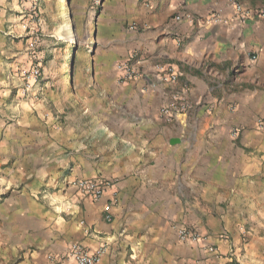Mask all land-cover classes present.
Segmentation results:
<instances>
[{
  "label": "crops",
  "instance_id": "crops-1",
  "mask_svg": "<svg viewBox=\"0 0 264 264\" xmlns=\"http://www.w3.org/2000/svg\"><path fill=\"white\" fill-rule=\"evenodd\" d=\"M232 1L264 6L82 0L99 103L87 125L49 129L12 103L0 129V244L17 264H74V243L102 246L97 264H264V18L238 22ZM121 65L140 76L121 81ZM181 94L185 111L166 121ZM76 180L103 183L101 198Z\"/></svg>",
  "mask_w": 264,
  "mask_h": 264
},
{
  "label": "rangeland",
  "instance_id": "rangeland-1",
  "mask_svg": "<svg viewBox=\"0 0 264 264\" xmlns=\"http://www.w3.org/2000/svg\"><path fill=\"white\" fill-rule=\"evenodd\" d=\"M76 3L72 0L75 10ZM67 11L66 0H0V129L12 123L8 112L13 104L33 109L49 129L66 130L78 123L84 128L88 119L83 114L99 106L90 83L88 33L80 39L69 80L72 35ZM7 174L6 164L0 163V179ZM17 263L0 244V264Z\"/></svg>",
  "mask_w": 264,
  "mask_h": 264
},
{
  "label": "built area",
  "instance_id": "built-area-1",
  "mask_svg": "<svg viewBox=\"0 0 264 264\" xmlns=\"http://www.w3.org/2000/svg\"><path fill=\"white\" fill-rule=\"evenodd\" d=\"M104 0H92L90 8L97 12L102 8ZM233 10L236 15L237 21L242 22L249 16L255 15L258 18H264V6L255 10L244 7L238 2L232 1ZM176 20H179L177 17ZM252 61L255 60L254 56H250ZM121 72V81H127L139 77L140 73L135 69L127 65L119 66ZM155 70L159 72L160 81L163 84H172L176 86H182L185 88L186 84L179 78V74L171 67L163 69L161 65H156ZM186 101L184 96L176 97L172 101L163 105L159 110V115L166 121H171L176 118L177 115L182 114L186 109ZM261 121L260 123H262ZM80 194L83 196L91 197L94 200L101 198L103 194V183L96 181L76 180L71 183ZM106 221H110V216L106 215ZM88 235L94 236L96 234L93 230H88ZM178 239L181 242L196 243L199 240L198 235L180 230L178 232ZM103 247H99L94 253H90L84 246L74 243L70 246L67 257L73 261L74 264H97L103 253Z\"/></svg>",
  "mask_w": 264,
  "mask_h": 264
},
{
  "label": "trees",
  "instance_id": "trees-1",
  "mask_svg": "<svg viewBox=\"0 0 264 264\" xmlns=\"http://www.w3.org/2000/svg\"><path fill=\"white\" fill-rule=\"evenodd\" d=\"M76 10L72 8V0H66V5L68 8L67 18L69 20V24L67 26L70 27L71 33L73 37L72 48H71V60H70V69L69 72L70 79L73 76V70L76 63V56L78 45L82 36L87 35V11L82 9V0H76ZM21 2V1H20ZM91 6V5H90ZM36 10V8H35ZM36 13V12H35ZM35 23V22H34ZM67 31L66 28L63 29L65 33ZM86 37V36H85ZM29 36L26 37L28 39Z\"/></svg>",
  "mask_w": 264,
  "mask_h": 264
},
{
  "label": "bare ground",
  "instance_id": "bare-ground-1",
  "mask_svg": "<svg viewBox=\"0 0 264 264\" xmlns=\"http://www.w3.org/2000/svg\"><path fill=\"white\" fill-rule=\"evenodd\" d=\"M72 41H73V37L71 38L70 43H72Z\"/></svg>",
  "mask_w": 264,
  "mask_h": 264
}]
</instances>
